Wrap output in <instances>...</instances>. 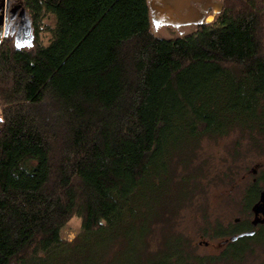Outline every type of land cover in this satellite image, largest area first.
Wrapping results in <instances>:
<instances>
[{
  "label": "trees",
  "instance_id": "16d2710c",
  "mask_svg": "<svg viewBox=\"0 0 264 264\" xmlns=\"http://www.w3.org/2000/svg\"><path fill=\"white\" fill-rule=\"evenodd\" d=\"M24 1L34 46H0V264H247L264 223L219 225L220 255L197 259L167 214L198 188L203 141H263L264 0H220L173 37L149 0ZM263 187L244 192L253 215Z\"/></svg>",
  "mask_w": 264,
  "mask_h": 264
},
{
  "label": "rangeland",
  "instance_id": "374dc122",
  "mask_svg": "<svg viewBox=\"0 0 264 264\" xmlns=\"http://www.w3.org/2000/svg\"><path fill=\"white\" fill-rule=\"evenodd\" d=\"M210 15L212 14L207 17ZM216 17L206 23L214 22ZM51 20L49 17L45 22L52 25ZM195 28H156L152 22L153 32L162 37L186 35L195 31ZM42 36L46 44L50 35L44 32ZM196 153L190 169L197 173L198 188L193 192L191 200L179 211L167 215L172 220V231L185 238L188 251L193 257H217L224 246L218 244L222 240L215 237V229L219 225L227 227L235 223H248L254 219L244 201V192L255 176L264 173V138L256 143L249 134L238 131L227 137L206 139ZM237 219H240L239 222ZM160 227L162 229L160 225L156 237L158 239ZM81 229V219L75 216L63 228L62 237L72 242ZM205 241L209 245H205ZM155 242L157 243L156 240ZM253 246L254 253L249 255L247 264L264 261V246L257 243Z\"/></svg>",
  "mask_w": 264,
  "mask_h": 264
},
{
  "label": "flooded vegetation",
  "instance_id": "af4514ba",
  "mask_svg": "<svg viewBox=\"0 0 264 264\" xmlns=\"http://www.w3.org/2000/svg\"><path fill=\"white\" fill-rule=\"evenodd\" d=\"M197 2H192L190 8H185L181 10L182 16L189 17L192 8H198L203 14V22L200 24H189V25H180L182 18L180 16H169L163 6L155 5L154 12H151L152 22L156 28L162 26L182 28L186 26H199L203 23H206V18L209 14L217 16L219 14V4L218 0H212L208 2L207 0H196ZM211 16V15H210ZM195 19L190 16L189 20ZM157 24H155V21ZM31 25V32L29 33L27 27L28 24ZM13 44L14 47L20 49L32 48L35 43V26L33 24V18L28 8L26 7L24 0H0V46L4 44ZM254 214V219H255ZM259 217L261 220L264 219V215L260 214ZM254 219L251 221L253 224ZM240 219L236 221L239 222ZM264 222H259L262 224ZM246 230L244 232H247Z\"/></svg>",
  "mask_w": 264,
  "mask_h": 264
},
{
  "label": "water",
  "instance_id": "95a60500",
  "mask_svg": "<svg viewBox=\"0 0 264 264\" xmlns=\"http://www.w3.org/2000/svg\"><path fill=\"white\" fill-rule=\"evenodd\" d=\"M208 2H212V0H207ZM192 2H197L196 0H149V5H150V11L154 12V6L155 5H160L164 7L165 12L169 15V16H180L182 18L181 23L178 24V26L180 25H189V24H200L203 22V14L200 12V10L198 8H192V12L190 14V16L194 17L195 19H191L189 20V17L187 16H182L181 15V10H184L185 8H190V5ZM219 10L218 12L220 13L223 9V4L220 3L219 5ZM214 16L211 15L209 17L206 18V21H210L211 19H213ZM155 21V20H154ZM28 24V31L29 33L31 32V25L30 23ZM155 24L156 21H155ZM253 212L255 214V219L253 221L254 225H257L259 222H264V219L261 220V218L259 217L260 214L264 215V190L261 192L260 194V199L259 201L253 206ZM254 230L252 231H248L246 233H244V235L250 236L254 234ZM242 235L239 236H233L231 239L232 240H236L238 237H240ZM205 245H209V242H204Z\"/></svg>",
  "mask_w": 264,
  "mask_h": 264
}]
</instances>
